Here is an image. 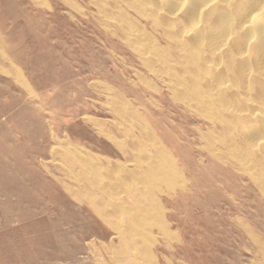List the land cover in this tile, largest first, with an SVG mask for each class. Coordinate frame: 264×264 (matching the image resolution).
<instances>
[{"label": "rangeland", "instance_id": "rangeland-1", "mask_svg": "<svg viewBox=\"0 0 264 264\" xmlns=\"http://www.w3.org/2000/svg\"><path fill=\"white\" fill-rule=\"evenodd\" d=\"M129 4L0 0V48L26 84L0 70V264H264V67L253 55L241 67L235 47L249 35L235 22L217 55L203 41L197 59L193 36L182 49L161 18ZM121 15L137 40L117 26ZM209 18L206 27L222 25ZM208 66L215 82L230 80L226 98L192 82ZM59 144L134 172L158 163L153 178L121 172L150 195L116 218L135 228L139 215V232L122 237L78 194Z\"/></svg>", "mask_w": 264, "mask_h": 264}, {"label": "bare ground", "instance_id": "bare-ground-1", "mask_svg": "<svg viewBox=\"0 0 264 264\" xmlns=\"http://www.w3.org/2000/svg\"><path fill=\"white\" fill-rule=\"evenodd\" d=\"M258 1L259 0H237V2L234 3L233 0H130L129 5H131V7H134V9L137 10V12L139 14H143V10H148L151 14L155 15V17H153V18H156L157 16L159 19L161 18L162 27L171 33V35L169 34L171 41H173V43L177 44L178 47H180L182 49H184L186 47L185 46L186 41H185L184 37H192L193 36L195 38L196 42L198 43V48L196 50V58L197 59L200 58V55L202 53V52H200L201 47H199V44H201L203 41L204 42L208 41L210 43H214V45L210 46V52L212 55H215V54L217 55L219 53L220 49L229 43V38L231 37V34H234L235 31L238 29L236 26L239 23V25H240V26L238 25L239 28L242 31L245 30L244 33H247L249 36H248L247 40H242V41L237 40L236 41L238 43V44L235 43L236 44L235 45L236 53H237V49H238V55L241 58V59L239 58V62H240V63L238 62L239 65L241 64L240 65L241 67L247 68V65L249 66V62H250V61L247 62V57L249 58L248 55H250V56L253 55L254 61L256 62V64L259 67H264V12L262 11L263 6H260L259 5L260 2L258 4ZM213 7H214V9H212ZM160 11H163V12H160ZM207 12H209V13H207ZM208 14L210 16V18L208 20H211V21L212 20H216V21L218 20L221 22L222 25L218 28H215V29H212V27H206L203 23V19ZM149 16H150V14H149ZM182 16H184L187 19L186 23L184 21L185 25L187 23H190L189 26H184V25H182L181 22H179L180 19L182 18ZM116 21H117V26L120 28L123 27L122 30L124 32L126 31L125 33L128 34V36H133L130 38V40L133 38H135L137 40L138 35L134 34V32H135L134 28L131 25L127 24V20H126L125 16L121 15L120 17H118V19H116ZM218 21H217V23H219ZM235 22H237V25L235 24ZM238 68H239V66H238ZM213 69L215 70V67H209V66L206 67L203 75L202 76L198 75V77H196L195 79H192V82L194 84L196 82L200 83L201 81H203L205 83H209V84L215 83L217 94H220V96H222L223 93L227 92V90L230 89V87H228L226 85L228 83V81H230V80L228 79L226 81L227 82L226 84H225V79H222L221 82H215V79H214L215 74H214ZM263 69H262V71H263ZM0 70L5 72V73H8L18 83H20L23 87H26V84H25L20 72L18 71L17 67L11 62V60L7 57V55L5 54V52L1 48H0ZM262 71H261V75H262V77H264V71H263V73H262ZM239 72L240 71H238V73ZM246 72H247V70H246ZM242 74H243V72H242ZM171 75L175 76L174 73ZM244 75H245V73H244ZM228 76H229V74H228ZM230 77L232 78L231 75H230ZM237 77L239 78V76H237ZM231 80H233V79H231ZM184 84H186V83H181V86H184ZM231 85H233V84H231ZM178 87H180V86H178ZM103 89L105 90V92H107L106 90L109 91L110 88L104 87ZM182 90L185 91L186 89L182 88ZM176 91H178V90H176ZM112 92H114V91H112ZM114 94H115V92H114ZM115 96H118V95H115ZM222 97L226 98L225 96H222ZM117 101H119V100H117ZM120 102H117L118 105ZM123 102H124V100L122 101V104L124 105ZM120 109H121V107H120ZM113 110H115V109H113ZM228 112L233 114V112H231L229 110H228ZM118 117H122V116H118ZM124 120H126V119H124ZM126 121H124V122H126ZM139 123H141V122H139ZM98 128H99V130L103 129L99 123H98ZM139 128H140V126H139ZM140 129H143V131L149 132V139H150V141L153 142L152 144L155 146L157 152H159L163 156L167 154L166 151H164V149L162 148V146H160V144L155 142L153 135L150 133L151 131H149L150 129L146 125L143 124V128H140ZM130 135H131V133H130ZM130 135L128 134V136H130ZM141 136H143V135H141ZM132 137H134V136L132 135ZM136 141H137V143H138V141L141 142L140 140H138V138ZM118 143L119 142H117V145L121 147V145H119ZM140 144L142 145V143H140ZM138 145H135V146H138ZM262 146H264V144ZM54 150H55L56 156L60 157L63 153H65L66 155H68L69 158H71L73 160V162L71 164L70 163L64 164V167L66 168L64 170H66V173H68L70 175V177L78 185L77 186L78 187V194L80 196H82L84 199H86L89 202V204L104 219L108 220L109 223H111L113 226H115L118 229V231L120 232V234L122 235V237H128L131 234L140 231L141 225H140V217L138 214H137L138 216H136L135 228H134L133 223H132V225L125 226L122 223V221L116 220V218H119L117 215H123L125 217L126 215L131 213V211L138 210L140 208V206L143 207L146 204L148 205L149 202L151 201L150 195L148 194V191H146V189H144L143 187L136 186V184H131V183L125 184V182L123 181L124 180L123 174L121 172H126L132 178H136V180H139L138 178H140L141 180H144L145 178H148L149 176L153 178V176H155V175L151 174V169H153V170L156 169V171H157V169L162 170L160 168V166L157 168L158 163L156 164L157 165L156 166V165H154L155 163L152 162L153 167L152 168L149 167V171L145 170L146 168L138 167L139 169L135 170L137 172H134L133 171L134 169L133 170L130 169L127 165H121L116 161H112L110 159H107V158H104L101 156H96V155H92L90 153L83 152V150L79 149L78 147L66 146V145L62 146V144H59V146L57 148H54ZM137 150H139V149H137ZM156 150H155V152H156ZM60 152H63V153H60ZM143 152H144V150H143ZM253 153L257 157L258 153L256 151ZM152 154H154V153H152ZM150 155H151V153H150ZM254 155L249 156V157L255 158ZM151 157H153V156L151 155ZM154 157H155V155H154ZM154 157L152 158L153 160H154ZM136 160H138V159L136 158L135 162H136ZM258 160L261 162L260 157H258L257 161ZM146 161H144V162H146ZM169 161H171V160L169 159ZM129 164H131V162ZM133 164H131V165H133ZM137 164L139 165V163H137ZM172 170H174V169H172ZM160 172H162V171H160ZM256 175H257V173H256ZM159 176H160V174H159ZM163 177L161 179H165V177L164 178ZM257 179L259 180V178H257ZM132 202L137 203L138 206L136 204H133ZM147 213H148V218L157 219V217H155L156 214L154 215V214L150 213L148 210H147ZM142 230H144V229H142Z\"/></svg>", "mask_w": 264, "mask_h": 264}]
</instances>
